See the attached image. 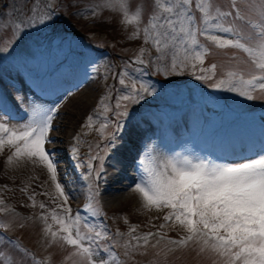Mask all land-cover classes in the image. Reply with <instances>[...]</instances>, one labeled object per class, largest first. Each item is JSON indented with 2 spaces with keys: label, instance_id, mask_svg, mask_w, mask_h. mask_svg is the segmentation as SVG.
Segmentation results:
<instances>
[{
  "label": "snow or ice",
  "instance_id": "1",
  "mask_svg": "<svg viewBox=\"0 0 264 264\" xmlns=\"http://www.w3.org/2000/svg\"><path fill=\"white\" fill-rule=\"evenodd\" d=\"M192 5L193 0H153V14L143 29V37L157 50L154 61L159 64L170 59L167 68L172 73L179 75L185 69H190L195 79L206 80L215 77L217 66L212 64L204 67L209 49L200 42V37H205L219 49L232 47L243 50L251 58L252 71L259 74L245 78L242 72L229 69L225 77L212 87L254 100L256 91L264 92V29L245 36L234 24L226 26L225 21L229 18L233 21L246 19L235 0L230 11L215 7L212 0H195V10L200 13L199 22ZM90 10L94 16L100 10L119 12L123 24L136 26L137 30L130 38L139 34L142 10L138 7L135 12H130L128 0H100ZM33 11L30 9L28 15L31 16ZM46 21L53 22L51 13L31 23L14 21L20 29L15 34L21 37L25 28H32L36 23L43 25ZM260 24H264V5H260ZM260 24H252V27L259 29ZM244 40L252 42L255 50L242 42ZM14 45L15 41L3 52L7 53ZM135 63L144 65L146 61L137 57ZM133 72L142 73L143 68L136 67ZM118 79L124 91L116 97L113 109L107 106L104 109L105 112L112 111L116 118L112 122L113 131L106 135L109 127L107 119L96 129L107 139L106 147L112 150L117 148V133L123 127L121 118L130 115V106L139 105L155 91L150 81L129 73L127 68L120 71ZM16 100L23 107V97L17 96ZM103 100L101 97V103ZM24 112L26 119L20 117L22 123L10 126L7 121L16 117L9 112L5 99L0 97V151L10 150V155L6 157L9 164L27 160L46 169L59 203L55 209L42 212L39 216L43 222L44 235L62 246L74 249L73 255L80 257V264H112V261L120 264L118 256L102 243L109 239L107 231L94 230L95 226L87 224L79 212L73 215L67 203L68 193L58 180L55 157L45 147L50 142L49 133L57 110L29 105L24 108ZM93 122V116L89 115L84 126L91 128ZM72 153L75 155L77 149L73 148ZM107 155L89 157L88 174L95 173L97 180L102 175L103 167L96 169L93 162L100 160L102 164ZM254 155L255 158L244 157L243 162H218L210 157L183 152L156 157L152 149L148 148L136 161L137 175L133 188L140 195L143 208L167 209L163 220L174 222L185 230L186 235L172 243L183 246L195 242L201 251L210 252L221 264H264V147ZM96 195L98 193L90 189L88 200L92 201ZM45 207L43 203L40 204V208ZM85 207L92 215L98 214L91 203ZM0 227L6 228L8 225L0 224ZM82 228L87 230L82 231ZM117 235L120 233L117 232ZM153 235L158 236L159 231L155 234L145 233L141 237L133 236L132 239L137 242L142 240L146 246ZM5 244L20 253L19 260L3 253ZM125 247H128L127 243ZM101 251L108 255L98 261L95 257ZM25 259H31L33 264H41L26 249L0 233V264H23Z\"/></svg>",
  "mask_w": 264,
  "mask_h": 264
},
{
  "label": "rangeland",
  "instance_id": "2",
  "mask_svg": "<svg viewBox=\"0 0 264 264\" xmlns=\"http://www.w3.org/2000/svg\"><path fill=\"white\" fill-rule=\"evenodd\" d=\"M215 2L216 0H212L215 7H218L223 11H230L233 0H217L216 4ZM235 2L240 11L245 15L246 19L244 21H233L229 18L225 21L226 26L228 24H234L237 28H240L242 35L245 36L249 33H255L256 31L264 29V24H260V5H264V0H235ZM99 3L100 0H0V5H3V10L0 13V59H2L1 53L3 52V49L13 44L14 41L15 50H19L16 46H23L26 48V55L34 57L36 54L33 44L39 45L38 40L35 38V36H37L41 39L47 40L56 48V50L60 51L59 54H54L55 52L49 53L48 51V58L51 62L50 66H53L54 61L60 58L58 55H63L65 52L69 54V49L76 48V44H86V37L82 35L80 37L79 34L76 33L78 31L85 33L88 37H91L93 41L98 43V45L105 43L113 46L118 52L126 53L133 57L135 56L141 58L144 56L145 58L142 59L146 61L145 67L151 71H155L172 79L193 78L194 80H197L191 74L190 69H185L184 72L179 75L168 70L167 65L170 64V59L159 64L154 61L153 58L158 55L157 50L151 42H146L143 37V29L149 20H147V17L150 16V14H153V0H128V8L130 12H135L138 7L142 10V20L139 25V34L136 35L135 38L130 37L132 36V33L136 32V26L123 24V17L121 13L112 10H100L99 14L94 16L92 10H90L91 6ZM52 8H54L53 12L50 11ZM86 8L89 10L85 11ZM30 9L34 10L31 16L28 15ZM50 13L53 15V22L46 21L43 25L36 23L32 28H25L21 37H17L15 34L20 31V29L15 23H13L14 21L23 20L31 23L34 20L38 21L41 16H45ZM57 18H60L61 22H58L56 20ZM252 24H260V28H253ZM73 30H75V32ZM242 42L246 43V45H250L252 43L247 40ZM18 52L19 51H16V53ZM16 57L17 54L14 55L12 59H15ZM75 60L80 61V56ZM250 61L251 58L240 49L227 47L221 49L220 51L213 52V50H210L209 54L206 55L204 67L207 68L208 66L215 64L217 66L215 69V77L213 79L197 81L213 85L219 79L224 78L226 71L229 69L238 70L244 74L245 78H247L255 72L252 71L253 64ZM88 64H90L87 65L88 67L92 68L93 71H96L95 75L89 82L83 84L80 88L71 92L65 98L64 104L60 107L61 110L59 109L58 113L54 115L52 127V132L59 137L58 141L61 139L59 142H54L56 145L63 146L65 143L73 140L70 149L76 148V155L81 154V157L78 159L79 164L88 163L90 156H103L110 150L106 147L108 142L101 146L100 140L93 136V134L97 132L96 129L99 125L105 122L101 120L104 119L102 116H104L105 113V103L108 99V93L110 90L106 80L111 77L112 69L106 61L99 62L90 60ZM36 66L37 65L34 63L33 67ZM136 67L142 68L141 65L128 60L125 66L121 65L119 67V73L124 68H127L130 73V70ZM158 68H162L164 70H158ZM147 71L148 70H146V72ZM118 74L116 97L124 91L123 86L119 84ZM137 77L150 81L147 78L141 77L139 74ZM150 83L155 91L152 96L146 97L145 102L148 99L153 100L157 97V95L165 96V94H167V92L159 94L156 91L157 87L155 86V83L152 81H150ZM0 84L2 85L3 92L7 94L12 102L20 109H24L27 106L32 105L27 102L26 98H23V107H21L20 103L16 100L17 96H21L20 93L25 94L24 86H21L20 92L18 90L16 93L11 94L10 88L5 82L4 77L0 76ZM101 88L103 89L101 90ZM212 88L216 89L214 87ZM54 90L55 92L63 91L64 85H60ZM216 90L224 91L223 94L227 96L229 104L240 103L241 106L246 107H252L258 103L264 104V92L256 91V98L254 100H247L235 93L222 89ZM176 92L179 94L182 93V88L178 87ZM197 92L201 93L200 97L202 99V103L204 104V110L206 111L205 116L207 120L203 125L211 127L215 125L218 120L221 122V119L226 120L229 117V115L224 116L225 109L218 106L219 103L215 101L216 98L212 94L203 92V89L201 88H197ZM51 96L52 94H50L49 97L40 99L41 103L46 107H51L53 103ZM101 97L104 98L103 103H101ZM114 102L116 103V101ZM107 107L110 108L109 105ZM263 111L264 109H256L257 113H261ZM131 114L132 112H130V116L121 118L123 126L128 123L136 122L135 120L128 121L132 116ZM89 115H92L94 118L93 126L91 128L84 126ZM7 122L10 126H18L23 121L14 122L12 120H8ZM113 128L114 124L111 125L109 122L106 135L111 133ZM72 133H75V135L71 139L69 138V135ZM61 136L64 138L66 137L65 141L62 140L63 138ZM89 136L92 137L91 140L89 139ZM138 138L139 136L137 139ZM82 148H85L86 150L81 152ZM179 152L186 154L193 153L189 150H179ZM59 153L61 156L69 155V152L62 149ZM172 153H174L173 150H167V152H162V156ZM8 155H10L9 149L0 151V212H4V215L0 213L3 220V223L0 222V224L8 225L6 228L0 227V232L12 234L17 238L22 239V241L18 239L17 241L26 248L35 250L36 253H43L39 254V257L44 259L45 264H50L49 261L54 264H80V257L73 255L74 249L66 245L62 246L60 243L55 242L51 237L45 236L43 233V222L39 219L40 214L42 212H48L55 209L57 203H59V201L55 199V189L46 169L40 165H34L27 160L9 164L6 162V157ZM93 163L95 166L97 164H101V161L96 160ZM72 176L73 179L66 182L67 185L73 189H75V186H80L81 190H75V193L73 195L71 194L70 198H74L75 194L78 195V193H80L79 200L81 201L89 190H92V175H89L87 171L88 185L86 186L82 185L81 178H75L73 174ZM96 180L97 179L95 177V185ZM97 185L96 193H98V195H96V198L94 197L96 204L99 205V207L100 205L103 206L104 209L114 208V210L117 211L116 214L110 216L109 224L113 229H115L118 225H125L127 220L131 219L139 222L137 226H141L142 228H158L165 232L177 234L185 232L182 227L174 222H165L161 224L163 227H161V225L158 226V217L165 215L167 209H145L142 206L141 198L137 200L134 194H130V191L125 193L126 195L123 197L124 199H122L123 202L121 200H119L120 202L116 200L103 202L99 197L100 192ZM34 193H38L41 197L39 203H37V199L33 197ZM66 193L69 192L66 191ZM95 200H93V202ZM41 203L46 206L44 209L40 208ZM104 203L107 205H104ZM15 205L18 209L16 212L25 214V212L30 211V213L34 212V216H26L24 219V217L12 214L11 206ZM69 206L73 211V207L71 205ZM127 206L130 209H127ZM49 223H52L50 218ZM89 225L93 224L91 223ZM125 227L129 229L135 228L136 226L129 224V226L126 225ZM53 230H56L54 225ZM86 230L87 229L82 228V231ZM151 233H154L153 230ZM143 234L135 237H141ZM156 236L157 235H153L146 246L143 244L142 240L137 242L136 240H131L129 237V240L133 243H128V248L133 249V252L135 253L133 257L131 254H128V257L124 261L125 264H221L220 260L210 252L201 251L200 246L195 242H189L188 245L180 248L178 243H168L164 239L156 238ZM110 237L112 239H116L114 234ZM104 245L106 246L105 243ZM121 247L124 248L123 245H121ZM111 250L118 257L120 256L115 249ZM127 252L125 254H127ZM7 254L13 258L16 257L15 260L20 259L19 255H17V251L13 248H11ZM95 259L99 261L103 259V255L100 254L95 257ZM23 264H29L28 260H24Z\"/></svg>",
  "mask_w": 264,
  "mask_h": 264
},
{
  "label": "bare ground",
  "instance_id": "3",
  "mask_svg": "<svg viewBox=\"0 0 264 264\" xmlns=\"http://www.w3.org/2000/svg\"><path fill=\"white\" fill-rule=\"evenodd\" d=\"M57 126H58V124H57ZM86 130H87V128H86ZM125 137L127 139V142L125 140L120 141L119 137H118V139L116 141L117 148L115 150L111 149V153L108 154L107 158L104 160L103 172H102V175L100 177V180H102V182H103L102 183V189H101V196L106 201L122 200V199H124L123 197L126 195L125 193H127V192H125L126 188L118 191L117 193H114L112 190V186H114V184L117 182V179H118V174L120 172L118 170H122V169H125L128 167L130 168L131 162H132V157L135 155L137 138H136L134 126L126 127ZM58 139H59V137L54 136V135H50L51 141L52 140L57 141ZM156 153L159 154V151H156ZM58 160H59V158H55V163H57ZM132 194H134L136 196L137 200H139L141 198L140 195L136 191H132L131 195ZM130 198H132V197H130ZM125 207H126V205H125ZM128 208L129 207L127 206V209Z\"/></svg>",
  "mask_w": 264,
  "mask_h": 264
}]
</instances>
